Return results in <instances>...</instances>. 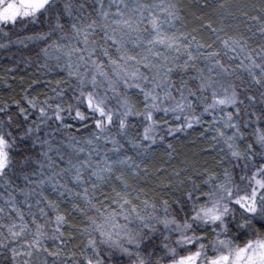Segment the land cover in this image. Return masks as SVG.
Returning a JSON list of instances; mask_svg holds the SVG:
<instances>
[{
	"label": "clouds",
	"instance_id": "9594fccd",
	"mask_svg": "<svg viewBox=\"0 0 264 264\" xmlns=\"http://www.w3.org/2000/svg\"><path fill=\"white\" fill-rule=\"evenodd\" d=\"M16 3L19 4L20 0H16ZM39 3L40 0H35L33 7ZM141 3L149 6L143 10L141 20L142 26H148V31L143 33L147 37L152 31L148 25L150 14L159 13L161 9L155 7L158 5L156 3L143 0ZM231 3L232 0H218L217 11L223 13L219 26H223L224 31L214 33L213 39L222 52L219 59L228 71L214 68L213 60L199 55L189 68L191 71L177 70L170 74L169 81L160 84L153 79L151 71L142 68L148 80L139 82L157 97L155 101L146 99L140 89L125 87L120 82L117 91L113 92L103 77H97V83L93 86L91 77L95 71L92 59L103 62L105 70L111 74V66L100 49L92 58L80 61V78L69 77L67 68L68 63L78 61L80 54L73 53L69 58L63 53L53 52L51 45L56 40L69 46L76 44L77 38L71 24L85 19L91 12L89 7L94 8L96 0H48L33 15H20L14 24H0V55L3 50L10 51L13 45L18 48L35 45L38 49L34 55L17 60V66L23 64L25 70L32 69L38 74L33 84L59 73H64V80L69 81L67 85L59 86L61 91L52 89L54 94L49 93L46 99L41 100L28 91L22 96L16 91L18 87L27 89L29 84L18 81L16 77L0 75V140L4 142L3 151L7 154V166L0 178V188L8 191L17 180L24 183V187L16 185L15 190L21 199L17 201L16 198L13 206L19 209L21 205L27 207V212L23 213L30 225L23 235L12 237L5 225L14 220L17 223L20 221L8 211L9 198L0 195V199L5 200V204L0 205L5 209L0 213V217H3L0 219V264H38L42 259H46L48 264H68L61 250V255L56 256L55 260H49V256L41 250L48 241L54 242L56 249L63 242L64 237H59V233L53 231L56 226L54 219L51 218L52 222L48 224L43 237L35 236L32 220L43 222L45 219L40 215V207L43 206L37 183L41 179L48 181L51 176L59 183L76 185L71 170L59 174L61 167L57 161L63 162L64 168L71 169L73 164L87 159L89 151H92V159L96 162L103 160L105 155L110 158L109 162L131 157L126 166L115 165V174L123 172L129 186L125 187L117 181L115 174L104 185V188L107 186L112 191L114 184L118 191L126 194L129 203L124 204L122 199L113 198L110 204L102 203L98 210L92 208L87 216H82L89 232L81 234V243L84 244L82 252L69 250L71 264H87L86 257L93 264H264V77L257 84L251 75V72H264V52L254 51L260 67L251 70L248 67H234L237 60L249 64L246 52L223 54L225 50L218 37H238L246 41L243 45L245 50L250 49L243 35L231 34L225 27V22H230ZM66 5L71 6V15L65 10ZM259 6L264 13V0H259ZM31 10V7L28 8V11ZM162 20L165 21L164 29L170 33L184 32V17L171 28L166 16ZM57 23L63 28H57ZM261 24L258 28L260 47L264 45ZM29 26H32V30L37 26L46 27L47 31L42 34L46 39H40L41 34L12 38L14 33L23 32ZM95 39L103 42V34L97 32ZM181 43L188 42L182 40ZM129 48L138 55L141 53V49L134 48L131 43ZM45 50L53 55H46ZM160 51L170 56L177 55L163 48ZM192 51L193 54L197 52L194 45ZM112 54L116 55L114 49ZM55 56H60V59H55ZM84 56L87 57L86 52ZM232 56H237V59H231ZM186 59L185 55L180 54L177 63L182 64ZM199 68L204 69L203 76L207 78L203 81V87ZM2 89H11L16 95L5 97ZM81 90L91 92L98 100L103 99L104 107L113 116L112 125L106 126L104 132L87 129V132L77 134V139L81 140L78 146L85 150L83 153L70 146L72 141L68 138V131L55 119L57 104L66 106L71 103L72 110L86 108ZM125 96L130 97L145 114L152 113L156 121L151 133L155 136L154 143L144 139V129L149 126V121L135 114L124 116L121 101ZM29 100L33 103L30 104ZM217 100L226 102L219 104ZM153 103L157 105L156 108L151 107ZM178 103H183L185 107L180 109ZM13 105L16 107L13 108ZM41 108L46 115H41ZM62 115L68 120L71 111ZM122 118L129 121L128 128L123 131L120 128ZM96 135L101 137L95 140L98 151L93 150L92 145L83 143L82 139ZM104 136L118 142V152L110 151L113 145L105 144ZM193 137H197L198 143L189 145L188 152L178 150L182 143L187 144ZM90 172L91 166L86 171L85 182L90 178ZM116 182H119L118 186ZM43 187L44 190L50 187L59 196V190L52 187L51 181ZM30 188L34 190L31 198H28L23 193ZM28 204L32 207L29 208ZM26 216L30 217V222ZM89 217L94 218L95 223ZM96 225H100L109 235H101ZM37 239L39 246L34 243ZM88 239L95 241V247L87 243ZM13 249L17 252L15 257ZM21 252L32 255H19Z\"/></svg>",
	"mask_w": 264,
	"mask_h": 264
},
{
	"label": "snow or ice",
	"instance_id": "6c2138e0",
	"mask_svg": "<svg viewBox=\"0 0 264 264\" xmlns=\"http://www.w3.org/2000/svg\"><path fill=\"white\" fill-rule=\"evenodd\" d=\"M48 0H40L38 6L33 7L35 0H20V3L17 4L16 0H8L6 4V0H0V24L5 22L16 23L17 18L20 15L25 17L33 15L36 11H39V8L43 7ZM98 7H94L93 12H89L88 16L85 19H82L80 23H72L71 30L77 38V42L75 45L69 46L68 44H62L59 40H56L51 45L53 52L63 53L64 55L71 58L73 53H78L79 59L76 62L68 63V75L69 77L80 78V61L85 59H90L96 55L97 49L102 51L104 57L107 58L108 64L111 66V74L105 70L106 65L97 60L92 59L91 63L93 65L95 75L91 77V83L94 86L97 83V77H103L108 82V86L111 91H117L118 82L123 83L125 87H134L136 89H140L145 98H151L153 101L157 99L152 92L145 90L142 84L139 81L147 82L148 77L145 75L141 69H147L153 73V79L158 81L160 84H164L170 79V74L174 73L177 70L187 72L190 67L193 66L192 62L197 59V56L202 55L205 56L209 60H213V67L219 68L221 71L227 72L228 68L224 65V62L219 59L221 57L222 52L221 49L216 47L215 41H205L203 38H198L197 35H194V32H199V29L193 28L191 32L184 31L183 33H170L165 30L163 27V23L165 21L162 20V17H167L168 27H174L175 22L177 20H182V17L179 15L180 8L176 3H168L166 6L164 5L162 8V15H157L155 12H152L148 19V25H150L152 31L148 33V36L145 37L143 35L144 32L148 31V26H142L141 20L144 17V9H148L149 6L147 4L141 3V0H108L107 4L105 0H96V4ZM31 7V11H28V8ZM82 7V6H81ZM113 7H115V11H113ZM158 9H161V5L155 6ZM223 7V5H221ZM65 10L69 15L72 14L71 6L66 5ZM139 17V18H138ZM198 19L203 20V17H198ZM256 19V17H253ZM207 29H209L212 33L219 34L224 31L223 26L213 27L212 23H207L205 25ZM57 28H63V25L57 23ZM261 30L264 31V24H261ZM97 32L103 34L104 40L103 42H99L95 39ZM40 39H46V36L41 35ZM220 42L223 45V49L225 50L223 54H227L230 51H239L246 52V59L249 61V64L245 65L242 61H239L234 67H248L250 70L252 68H259L256 57L254 55L255 50H245L243 45L246 41H242L240 38L235 36H228L226 38H219ZM187 41V44L181 43V41ZM132 44L134 48H140L141 53L138 55L134 53L130 48L129 44ZM80 45H83L81 47ZM195 46L197 52L193 54L192 47ZM143 46V47H142ZM166 49L168 52L177 53L176 56L167 55L165 52H161L160 49ZM112 49H114L116 55L112 54ZM87 53V57L84 56V53ZM257 52H264V45H261ZM45 54L52 56L53 54L45 50ZM183 54L187 57V59L181 64L177 63L178 56ZM55 59L59 60L60 56H55ZM231 59L236 60L237 56H232ZM159 61V62H157ZM202 78V87L204 86L203 81L207 80L206 77L203 76L204 69H197ZM253 80L255 83L260 84L262 82V77H264V72L261 74H257L255 72H251ZM113 76L115 79H113ZM129 81L133 83L129 84ZM69 83L68 80H58L56 81L57 88H54V91H61L60 85H67ZM187 83L186 81L184 82ZM81 84H83V79H81ZM80 95L84 97L86 108L81 110L77 107L75 110H72L73 106L71 103H68L66 106L56 105V115L55 119L60 121L61 124L64 125V128L68 131V138L72 141L70 144L77 152L83 153L85 150L78 145L81 143V140L77 139V133H83L82 129H96L98 132H104L106 126H111L113 123V116L108 110L104 107V100L97 99L91 92L85 93L83 90L80 91ZM219 104H223L225 100H217ZM29 103H33V101L29 100ZM47 103V101H45ZM122 107L125 109L124 116H132L135 114L136 116L144 117L147 121H149V126L144 129V139L151 140L153 143L155 142V136L151 135L154 131L153 125L156 121L153 120V116L151 112H147L145 114L144 111H141L140 108L137 107L135 102L130 97H122ZM152 108H156L157 105L153 103L151 105ZM178 107L183 109L185 105L183 103H178ZM71 111V117L68 120L64 119V115L67 112ZM41 115H46L44 109H40ZM73 121L76 124H73ZM129 121L127 119L122 118L120 121L121 130H126L128 128ZM77 127L76 132H73L72 129ZM82 125V126H81ZM191 127L192 125L189 123L188 125ZM83 143L93 146V150L98 151L95 148V140L101 139L99 135H96L94 138L83 137ZM104 143H111L113 147L110 151L118 152L119 147H117V141L112 139L110 136L103 137ZM4 142L0 140V178L3 177L4 169L7 166V154L3 151ZM171 147V145H169ZM88 158L80 161L77 164H73L71 169L61 167L59 169V174L63 175L69 170L72 171V180L75 184L80 187L83 185L82 192L76 191L74 188L69 187L68 184L59 183L58 181L53 180V177L49 176L48 181L41 179L37 183V187L39 188V196L41 198V202L46 203V207H40V215L44 217V221L41 222L38 219H33L31 222L32 226H35V236L43 237L46 234V229L48 224H51L52 220L49 216V211L54 214L55 220V228L53 231L59 233V237H65L66 232L63 230V227L67 225L69 228H78V225L71 221L70 212L64 209H61L60 202L56 200L49 199L47 195L44 194V187L46 183L49 181L52 182V187L59 190V196L63 197L67 194L71 197V212L79 213L81 216H87L88 211L92 208H96L97 210L101 207L103 201H99L97 203V192L99 191L100 196L106 197L109 200L113 198L122 199L124 204L129 203L127 196L124 192L118 191L116 186L112 185L111 192H105L103 190L104 185L109 183L112 180L113 175L116 173V164L121 166H126L129 161H131V157L117 159L115 161L109 162L110 158L105 155L103 160L96 162L92 159V151H89L87 154ZM91 166L90 178L87 182H85L86 171ZM94 178V179H93ZM115 179L120 181L125 187H128V180L125 177L123 172L119 174H115ZM34 189L30 188L26 192L23 193L28 198H31L32 192ZM16 197L11 193L9 194V207L11 211L16 214V217L19 219L20 223L15 222V220L8 225H5L8 229V233L12 237H18L24 234L26 230L30 228L28 222L24 219V213L21 209L13 206V202ZM83 201V206L77 202V200ZM67 203L68 201H63ZM123 206V205H121ZM28 207L31 208L32 205L28 204ZM4 207H0V213L4 212ZM3 219V217H0ZM92 219L93 223H95V219ZM84 221L82 220L81 223ZM63 226V227H62ZM97 229H100L101 235L108 236L109 234L103 231L100 225H96ZM80 234H87L89 232V228L83 227L78 229ZM71 232L67 233L68 237H71ZM59 237H53V239H57ZM110 238V237H109ZM34 243L39 246V240H35ZM87 243L95 247V241L92 239H88ZM47 256H58L61 255V251L59 248L49 251L48 247L45 246L41 249ZM17 252L13 249V256L15 257ZM19 255L22 256H31L30 252H21ZM87 259V264H93L91 259ZM27 264V262H25ZM38 264H48L46 259H42L38 261Z\"/></svg>",
	"mask_w": 264,
	"mask_h": 264
},
{
	"label": "trees",
	"instance_id": "16d2710c",
	"mask_svg": "<svg viewBox=\"0 0 264 264\" xmlns=\"http://www.w3.org/2000/svg\"><path fill=\"white\" fill-rule=\"evenodd\" d=\"M217 2L218 0H173V3H176L180 8V15L184 17L185 28L184 31L191 32L193 28L199 29V32H194V35H197L198 38H203L205 41L211 42L214 39V33L205 27L207 23H212L213 27H218L220 21L223 19L222 11H217ZM222 2V0H220ZM198 17H203V20L198 19ZM256 17V19H253ZM230 22H225L226 29L231 34L243 35L244 38L248 41V44L251 49H256L257 51L260 48L258 31L259 25L264 23V13L260 11L259 0H232L230 5V12L228 17ZM251 30V31H249ZM33 31V30H31ZM255 33V35H253ZM38 50L35 47H30V49H16L5 51L0 55V75H5L9 77H16L18 81L27 83L30 85L27 89L24 87H18L17 92L22 96L25 91H28L36 96L39 99L43 100L47 98L49 93H52V89L57 88L56 81L63 80L64 77L59 74L51 75L43 80V82L32 83L36 79L38 74L34 73L32 69L24 68V65L21 64L17 66V60L21 59L24 56L34 55L35 51ZM191 71V69L189 70ZM175 78V74H174ZM15 84L14 81H10ZM5 97L8 95H16L11 89H2ZM53 94V93H52ZM16 106L13 105V108ZM75 132V128L72 129ZM202 139V137H199ZM198 143L197 137H193L187 144H183L178 148L179 151L188 152L189 145H196ZM159 163V161H157ZM117 186L119 182H116ZM105 192H111V189L107 186L104 188ZM49 199L56 200L60 202L61 209L67 210L70 212L71 221L78 225V228H69L67 225L63 227V230L66 232V236L63 238L62 243V252L64 250L75 251L77 253L84 250V244L81 243L83 240L82 235L79 232V228L87 226V223L83 220L82 216L79 213L71 212V198L66 194L65 197L61 198L57 195L49 197ZM103 199L104 203L110 204L111 200L106 197L100 196L97 192V203ZM63 201H68L64 203ZM78 203L83 206V201L77 200ZM115 207V205H113ZM71 232V237L67 236V233ZM65 258V256H64ZM66 259V258H65Z\"/></svg>",
	"mask_w": 264,
	"mask_h": 264
},
{
	"label": "rangeland",
	"instance_id": "374dc122",
	"mask_svg": "<svg viewBox=\"0 0 264 264\" xmlns=\"http://www.w3.org/2000/svg\"><path fill=\"white\" fill-rule=\"evenodd\" d=\"M143 2H147V3H150V4L151 3H156V4L161 5V11L159 13H155V14L162 15V8H163V6L165 4H168V3H173V0H143ZM94 7H98V5H95ZM115 10H116L115 7H113V11H115ZM89 11L93 12V15H95V12L93 11V7H89ZM66 19H67V17H65V20ZM62 22H64V21H62ZM149 27H150V25H149ZM31 30H32V26H29V29H25L23 32L14 33L12 35V38L13 39H18V38H20V36H35L37 34H41L42 35L43 32H46L47 31V28L46 27L45 28H41L40 26H37L35 30H33V31H31ZM41 43H44V41H41ZM30 47H35V45H30L29 48H23V47H19L18 48L15 45L12 46V48L14 50H16V49H22L23 48L26 51H27V49H30ZM5 51H7V50H3V53ZM235 63L236 64L239 63V60L235 61ZM60 74L62 75V77L65 78V74L64 73H60ZM64 78H63V80H64ZM25 106H26V104H25ZM30 119H31V117H30ZM73 124L75 125V122H73ZM77 127H79V125H77L76 127H74L75 128V132L77 130ZM82 131L83 132H87V129H82ZM77 134L79 135V133H77ZM57 163H58L59 167H65V164L63 162H61V161L58 160ZM33 179H35V177H33ZM17 184L20 185V187H24V183L21 180H17L16 181V184H14L11 189H8V191H5L3 188H0V195H2L4 198H9V192H11V194L17 198V201H19L21 199V197H19L17 195V192L15 190ZM69 187L74 188L76 191H81L82 192V188L81 187H78L76 185L69 184ZM44 194L47 195L48 197H52L53 195H57V193L54 192V191H52V189L50 187H45ZM4 204H5V200L4 199H0V205H4ZM42 206L43 207H46V203H44L43 201H42ZM21 210L23 212H27V207L21 205ZM8 211L11 212V214H12L13 217H16V214L11 211V208H8ZM48 211H49L50 218L54 219V214L51 213V210H48ZM25 218H26V220H29V222H30V217H27L26 216ZM46 246L48 247L49 251H52V250L56 249V244L54 242H52V241L46 242ZM59 248H60V250L62 249V243L61 242L59 243ZM64 251L65 252H63V253H64V256H65L66 259L64 258V256H63V259L66 260V261H68V264H71L70 252H68L66 250H64ZM88 251L91 252L90 249ZM102 255H103V253H102ZM48 258H49V260H55L57 257L56 256H49ZM105 259H107V258L105 257ZM120 259H122V258H120Z\"/></svg>",
	"mask_w": 264,
	"mask_h": 264
}]
</instances>
